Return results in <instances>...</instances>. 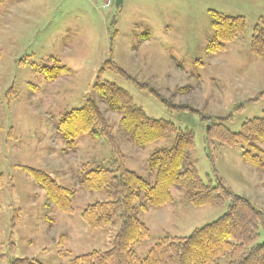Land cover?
<instances>
[{
	"label": "rangeland",
	"instance_id": "1",
	"mask_svg": "<svg viewBox=\"0 0 264 264\" xmlns=\"http://www.w3.org/2000/svg\"><path fill=\"white\" fill-rule=\"evenodd\" d=\"M0 0V264L33 259L69 264L78 256L113 246L120 228L91 230L84 209L105 200L84 191L80 180L109 166L116 150L126 167L150 182L149 159L172 146L174 137L141 148L95 91L99 83L126 90L155 120L195 134L201 178L223 182L264 212V170L246 164L241 149L211 141L224 126L239 133L247 120L264 117V59L251 50L264 0ZM243 17L245 33L212 54L214 14ZM50 80L44 69L64 68ZM94 98L111 127L113 143L84 135L67 143L58 131L63 117ZM44 172L74 194L73 214L49 203L29 174ZM174 203L138 217L151 237L136 249L140 258L167 236L188 237L217 221L228 203L193 207L180 190ZM264 242V232L259 243ZM13 245V246H12ZM14 247V248H13Z\"/></svg>",
	"mask_w": 264,
	"mask_h": 264
},
{
	"label": "trees",
	"instance_id": "2",
	"mask_svg": "<svg viewBox=\"0 0 264 264\" xmlns=\"http://www.w3.org/2000/svg\"><path fill=\"white\" fill-rule=\"evenodd\" d=\"M213 18L215 35L208 51L219 54L242 36L247 26L245 18L240 16L218 13ZM251 50L256 57L264 59V19L254 28ZM66 70L65 67L45 68L44 73L48 79L55 80ZM95 91L110 111L121 116V127L138 147L173 137L174 141L171 147L155 151L149 159L154 182L128 169L118 150L109 166L84 174L81 188L105 197L84 209V223L91 230L105 229L117 222L120 228L110 250H94L74 258L69 264H264V242L259 243L264 232V212L223 182L214 185L201 178L194 159L195 134L179 130L172 122L148 117L135 105L132 96L115 84L99 83ZM58 131L70 145L84 135L113 143L111 127L94 98H89L83 108L66 114L59 122ZM208 135L209 148L211 141H219L222 146L241 149L246 164L264 170V117L247 120L239 133H232L221 125L212 128ZM29 174L46 190L49 203L73 214L72 192L44 172L29 169ZM2 188L0 175V190ZM174 189L182 191L193 207H217L228 203V211L188 237H164L140 258L136 249L150 239L151 231L138 214L173 204ZM2 248L0 245V261L6 259ZM9 264L42 263L24 258Z\"/></svg>",
	"mask_w": 264,
	"mask_h": 264
},
{
	"label": "water",
	"instance_id": "3",
	"mask_svg": "<svg viewBox=\"0 0 264 264\" xmlns=\"http://www.w3.org/2000/svg\"><path fill=\"white\" fill-rule=\"evenodd\" d=\"M122 4H123V0H117L116 2L117 7L122 6Z\"/></svg>",
	"mask_w": 264,
	"mask_h": 264
}]
</instances>
